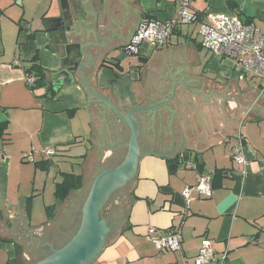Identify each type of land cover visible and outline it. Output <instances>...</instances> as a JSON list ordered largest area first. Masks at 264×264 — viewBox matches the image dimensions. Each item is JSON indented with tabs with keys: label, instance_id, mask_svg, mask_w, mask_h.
Masks as SVG:
<instances>
[{
	"label": "crops",
	"instance_id": "1",
	"mask_svg": "<svg viewBox=\"0 0 264 264\" xmlns=\"http://www.w3.org/2000/svg\"><path fill=\"white\" fill-rule=\"evenodd\" d=\"M190 1L199 12L239 15L258 27L256 16L264 15L262 0ZM69 2L88 12L95 33L90 39L97 45L91 47L90 75L77 76L54 91L45 73L43 81L31 74L36 86L26 80L35 56L45 71H52L60 64L59 53H67L57 43L63 39L61 0H0V123L6 122L0 128V264H34L70 241L94 180L128 154L132 128L116 109L128 116L133 109L171 98L173 90L170 100L131 112L137 119V167L122 200L109 211L112 226L106 245L91 264H185L193 261L205 238L215 253L207 264H264L261 82L240 78L234 59L204 48L198 22L178 26L165 46L143 41L138 54L127 51L143 20L171 19L181 0ZM85 42L70 40V59L81 55ZM238 133L247 159L241 165L232 158ZM48 149L56 153L48 156ZM72 158L84 183L58 200V184L65 174L75 173ZM65 161L66 170L59 164ZM39 162L50 165L39 167ZM176 162L178 168L171 172L169 164ZM188 162L196 166L186 167ZM202 174L212 176V196L191 191L188 201L183 190ZM48 188L55 198L53 217L36 223L35 197ZM76 193L82 199L71 210L69 201ZM57 207L65 215L60 224L67 225L64 234L57 231ZM150 227L163 232L178 228L181 250L160 252Z\"/></svg>",
	"mask_w": 264,
	"mask_h": 264
},
{
	"label": "built area",
	"instance_id": "2",
	"mask_svg": "<svg viewBox=\"0 0 264 264\" xmlns=\"http://www.w3.org/2000/svg\"><path fill=\"white\" fill-rule=\"evenodd\" d=\"M190 0H181V6L176 15L168 20L145 19L132 35L126 49L131 54L139 53V46L143 41H151L157 47L165 46L174 30L188 23H199V35L201 45L220 58L234 59L240 68V78L251 76L261 80V94L264 93V31L248 22L239 15H232L224 12L204 10L199 12L190 9ZM35 78L27 77V84L33 86ZM242 134L238 133V144L233 147L232 158L236 164H246L244 155V143ZM55 150L48 149L46 154L51 156ZM30 160L33 157L29 156ZM184 165V163H183ZM186 167H195L194 162H188ZM212 176L202 174L196 183L186 187L183 195L189 201L191 191L197 192L200 196L209 198L213 194ZM156 233L158 235L154 236ZM149 235L156 248L162 253L177 252L182 248V239L179 229L174 227L168 232H163L156 227L149 228ZM215 253L212 241L205 238L199 248L197 255L192 262L185 264H207L214 259ZM225 258V255L223 256Z\"/></svg>",
	"mask_w": 264,
	"mask_h": 264
},
{
	"label": "water",
	"instance_id": "3",
	"mask_svg": "<svg viewBox=\"0 0 264 264\" xmlns=\"http://www.w3.org/2000/svg\"><path fill=\"white\" fill-rule=\"evenodd\" d=\"M61 2L63 16L61 18L60 30L63 39L57 41V43L67 53L66 55L63 54L64 52L59 53L61 60L56 69L44 72L47 77H51L49 80L54 85V91L58 90L63 83H72L77 76L86 79L88 74L90 75L89 70L94 59L91 47L97 45L90 39L91 35L95 33L87 20L88 12L84 7H75L69 0H61ZM71 39L86 41L82 49L81 44H79L82 50L81 55L73 59H70L67 48L70 45L68 43ZM178 80L183 79H177L176 83ZM85 84L90 89L88 82H85ZM91 92L93 91L91 90ZM171 98L162 100L148 108L133 109L128 113V116L116 109L130 123L132 128L126 158L118 166L106 169L96 177L83 208L80 227L70 241L63 247L54 249L50 255L34 264H91L100 254L106 245L107 236L111 230V225L102 218V210L107 200L112 196V193L124 186L131 179L137 167L139 156L137 146L138 130L134 121L136 118L131 115V112L134 110H147ZM111 105L112 107L114 106L112 103Z\"/></svg>",
	"mask_w": 264,
	"mask_h": 264
},
{
	"label": "rangeland",
	"instance_id": "4",
	"mask_svg": "<svg viewBox=\"0 0 264 264\" xmlns=\"http://www.w3.org/2000/svg\"><path fill=\"white\" fill-rule=\"evenodd\" d=\"M199 2H200L201 5H206L208 1L199 0ZM260 3H262L261 5H263L264 4V0H262ZM261 5H259V6H261ZM249 8L253 9L254 11L256 10V8H253V6H249ZM190 9H193V6H190ZM250 12H248V13H250ZM263 19H264V15L263 14H260V15H257L256 16V22H257V24L264 30V20ZM0 42H1V38H0ZM147 42L148 41H144V43H147ZM214 67H216V66L214 65ZM212 69H218V68H212ZM239 70H240V68H239ZM210 76L211 77H215L216 74H210ZM253 80H254L253 82H261V80L258 79V78H253ZM262 97H263V101H264V95H262ZM261 107H262V105H261ZM60 160H64V159L61 158ZM71 161L74 162V163H70L69 162L71 165L72 164L74 165L73 168H72V170L75 173H81L80 172V169L77 168L78 165L75 163V162L78 163V161H76L75 158H72ZM59 164L65 170L68 168V165H67L66 161L65 162H61ZM89 170L92 171V167H89ZM53 172H55L54 169H53ZM48 185L50 186L51 183H49ZM126 188H127V185L122 186L118 190L114 191L112 193V196L107 200V202H106V204H105V206H104V208L102 210V218L105 219L108 223H111L112 222V217L108 215L110 209L112 207H116V204L118 205V202L120 200H122V192ZM47 190L48 191L46 193H45V191L44 192H41V193H39L35 197V215H34V221L36 223H39V221H45V220H47L48 219V216H49L48 215L47 206L48 205L55 204V198H54L53 193L51 192L50 188H48ZM75 195L76 196L73 197V199L71 201H69V205H70V209L71 210L75 209L77 207L79 201L82 199V196L81 195H78V193H76ZM61 208L57 207V213L59 211L58 219H56V222L59 223L58 224V230L57 231H59L60 234H64V233H66V229H67L66 226L67 225H65V224L60 225V224L64 223V218H65V215H64L63 211L60 210ZM80 210H81V206L79 208V211H78V209L75 211V217H76L75 220L76 221H77V217H78V214H79ZM53 225H54L53 227H55V223H53ZM21 260L24 261L23 258ZM31 260H33V259H31Z\"/></svg>",
	"mask_w": 264,
	"mask_h": 264
},
{
	"label": "trees",
	"instance_id": "5",
	"mask_svg": "<svg viewBox=\"0 0 264 264\" xmlns=\"http://www.w3.org/2000/svg\"><path fill=\"white\" fill-rule=\"evenodd\" d=\"M246 21L251 22L250 19H247ZM116 63L115 65L119 66V68L121 69L120 66V62H114ZM44 68L42 67V65L39 62L38 56H35L33 58V60L31 61V66H29L27 68V73L29 75H31L32 73H36L37 76H39L40 80L43 81L44 78ZM38 83V80H35V83L33 86H36V84ZM6 126V122H1L0 123V128L4 129V127ZM49 163H45V162H39L38 166L39 167H43L46 168L47 166H49ZM169 168L171 172H176L178 165L177 162L176 163H170L169 164ZM84 183V176L81 173H67L65 174V177L63 179V181L61 183L58 184L57 189H56V197L58 200H64L66 199V197L70 194L71 191L79 189L83 186ZM215 185L213 184V187ZM55 206L54 205H50L48 207V211H49V219H51L53 217V211H54Z\"/></svg>",
	"mask_w": 264,
	"mask_h": 264
},
{
	"label": "flooded vegetation",
	"instance_id": "6",
	"mask_svg": "<svg viewBox=\"0 0 264 264\" xmlns=\"http://www.w3.org/2000/svg\"><path fill=\"white\" fill-rule=\"evenodd\" d=\"M109 224L111 225V223H109ZM111 226H112V225H111ZM50 249H51V248H50ZM53 250H54V248L51 249V251H53Z\"/></svg>",
	"mask_w": 264,
	"mask_h": 264
}]
</instances>
